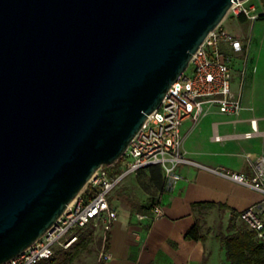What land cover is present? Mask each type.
I'll use <instances>...</instances> for the list:
<instances>
[{
    "label": "water",
    "instance_id": "water-1",
    "mask_svg": "<svg viewBox=\"0 0 264 264\" xmlns=\"http://www.w3.org/2000/svg\"><path fill=\"white\" fill-rule=\"evenodd\" d=\"M233 1L0 0V264L121 157Z\"/></svg>",
    "mask_w": 264,
    "mask_h": 264
},
{
    "label": "crops",
    "instance_id": "crops-1",
    "mask_svg": "<svg viewBox=\"0 0 264 264\" xmlns=\"http://www.w3.org/2000/svg\"><path fill=\"white\" fill-rule=\"evenodd\" d=\"M236 36V35H234ZM238 37V36H237ZM241 51L234 52L227 43L222 49L231 54V87L234 96H241L243 109L234 118L215 110L198 121L183 122L180 133L183 147L189 156L210 167L227 169L251 176L253 162L264 156V106L254 111L252 90L259 89L264 105V75L247 72L245 54L247 41ZM256 67V66H255ZM257 119L259 133L243 139L236 134L250 130V119ZM216 131L224 136L222 141H214ZM262 138L260 142L257 139ZM250 140V141H249ZM180 179L167 186L163 169L147 166L123 178L120 187L109 202L116 209V217L110 222L109 247L111 257L103 264H229L226 252L216 233H232L249 229L240 219L239 212L263 198V194L249 186L230 180L205 169L182 164L178 167ZM145 206L159 201L164 214L150 219L151 208L143 212L148 217L137 220L136 210L130 202ZM194 203L213 205L193 206ZM218 204L225 206L220 209ZM209 210L217 212L222 220L218 232L208 229L202 215ZM232 211L237 212L232 219ZM198 224L205 240L187 239L185 232Z\"/></svg>",
    "mask_w": 264,
    "mask_h": 264
},
{
    "label": "built area",
    "instance_id": "built-area-1",
    "mask_svg": "<svg viewBox=\"0 0 264 264\" xmlns=\"http://www.w3.org/2000/svg\"><path fill=\"white\" fill-rule=\"evenodd\" d=\"M228 12L234 17L244 16L254 21L264 9L259 11L250 0H237L232 2ZM223 43L229 44L234 52L241 51L245 45L243 40L228 33L220 24L211 30L193 53L188 67L171 84L159 106L148 114L121 157L110 165L100 166L83 190L39 238L20 254L1 264H52L56 247L67 248L77 239L76 234L71 232L73 228L81 229L97 220H103L110 226L117 214L109 202L111 191L126 176L152 165L163 169L167 186L180 179L177 169L187 164L261 192L263 198L240 211L239 217L264 243V156L253 162L254 173L251 176L225 167H210L189 156L180 133L186 120L196 122L213 110L236 118L243 109L241 96H234L232 92L231 54L222 49ZM258 133L254 117L250 119V130L236 134V137L248 139ZM212 139L222 141L224 136L214 131ZM163 214L161 204L155 202L150 219ZM134 216L137 220L148 217L142 212H136ZM110 257V252L102 253L104 261Z\"/></svg>",
    "mask_w": 264,
    "mask_h": 264
},
{
    "label": "rangeland",
    "instance_id": "rangeland-1",
    "mask_svg": "<svg viewBox=\"0 0 264 264\" xmlns=\"http://www.w3.org/2000/svg\"><path fill=\"white\" fill-rule=\"evenodd\" d=\"M250 2L257 5L259 11L264 9V0H250ZM220 25L228 33L242 37L247 41L248 45L244 57L247 72L252 73L255 70V74L264 75V17L254 21L248 19L240 21L238 17H234L228 12ZM262 98L263 96L259 92V89L252 90V106L254 111L263 108ZM261 139H257V142H260ZM119 189L120 187H116L112 191L111 197L114 204L116 201L115 196ZM202 221L208 229L213 228L214 233L218 232L222 226L220 215L212 210L202 215ZM109 229L110 226L103 220L91 222L82 229L73 228L71 232L75 233L77 238L80 232H88L86 247L82 250H80V247L73 248L72 245L77 239L67 248L56 247L52 264H97L102 259L104 238Z\"/></svg>",
    "mask_w": 264,
    "mask_h": 264
},
{
    "label": "trees",
    "instance_id": "trees-1",
    "mask_svg": "<svg viewBox=\"0 0 264 264\" xmlns=\"http://www.w3.org/2000/svg\"><path fill=\"white\" fill-rule=\"evenodd\" d=\"M263 17H264V14L260 15L258 19L263 18ZM238 19L240 21L246 20L244 16H239ZM129 202L133 210H136L142 213L148 212L149 209L152 207V205L145 206L139 203H135L133 201H129ZM155 202H158V201H154V203ZM201 205L210 206V205H213V203H194L193 204V206H201ZM218 207L220 209H225V206L222 204H218ZM236 215H237V212L232 211L231 213L232 219H234ZM87 234H88L87 231L80 232V235L77 238V241L72 245V247L73 248L80 247V250L84 249L86 247ZM215 236L216 238L219 239L221 245L224 247L225 252H226V258L229 264H264V243H262L260 240H258L255 237L253 230L251 229L236 230L232 233L218 232L216 233ZM184 237L187 239H198L202 241H204L206 238L205 235L200 232V227L198 224H195L191 228H189L185 232ZM109 238H110V234L109 232H107L105 234L104 243H103L104 252L108 251ZM52 260H51V263H52ZM104 262L105 261L103 259H100L97 264H103Z\"/></svg>",
    "mask_w": 264,
    "mask_h": 264
}]
</instances>
